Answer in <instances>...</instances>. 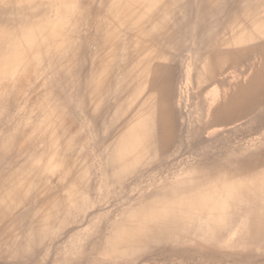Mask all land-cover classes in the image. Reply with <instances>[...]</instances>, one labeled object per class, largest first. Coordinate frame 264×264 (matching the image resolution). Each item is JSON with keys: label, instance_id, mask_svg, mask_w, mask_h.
Listing matches in <instances>:
<instances>
[{"label": "bare ground", "instance_id": "bare-ground-1", "mask_svg": "<svg viewBox=\"0 0 264 264\" xmlns=\"http://www.w3.org/2000/svg\"><path fill=\"white\" fill-rule=\"evenodd\" d=\"M263 37L264 0H0V106L30 81L46 92L0 136V261L34 263L98 196L96 153L113 188L99 202L122 218L96 214L72 264L261 262L264 138L224 141L264 107ZM57 172L61 193L47 184Z\"/></svg>", "mask_w": 264, "mask_h": 264}, {"label": "rangeland", "instance_id": "rangeland-1", "mask_svg": "<svg viewBox=\"0 0 264 264\" xmlns=\"http://www.w3.org/2000/svg\"><path fill=\"white\" fill-rule=\"evenodd\" d=\"M264 40V37H263ZM182 54L180 57H183ZM260 54L252 55L250 59V68L245 72L243 83L248 81L252 74H254L256 68L260 65L261 62ZM185 67H181L179 74V85L178 91H182L183 84L185 82V72L183 71ZM20 76L19 73H15L13 78L16 79ZM43 80L38 79L37 81H30L29 83H25L22 86L17 87L16 93H18L19 98L15 105L8 107L7 105L0 106V112L5 113V116L0 120L2 123L0 125V136L2 137L6 132L5 123L9 122L11 127L8 129L10 133L14 134L17 132L18 127L22 125H26L31 120L29 119V114L37 112L36 102L42 99L45 95V91L43 90L41 83ZM3 96L6 100H10V95L8 93H3ZM21 113V116L17 114ZM25 113V114H24ZM258 117V118H256ZM255 118V119H254ZM55 127L60 128V124L55 118ZM243 124V123H242ZM238 124L235 126L236 129L239 130V133L233 137H230L224 141V146L226 149H242L247 146H253L254 144H258L264 138V107L258 108V113L253 116V120L247 125ZM245 126L248 128L244 129ZM89 142L92 147H94L95 143H97V139L90 137ZM59 143V142H58ZM63 145L64 143L60 141ZM92 148L91 150H93ZM94 160L92 161L93 167H95L96 175H95V184L96 188L99 189L98 196H93L89 199L88 203L76 205L74 206L71 214L68 216L65 221L66 228L63 230L61 227L56 226L48 235L45 236L44 240V249L43 253L36 257L34 263L32 261H20L18 263H9L4 260H1V264H72L78 259V254L80 249H82L83 245H90L92 242H95L96 239L91 237L93 235L92 223L96 221L97 218H94L96 214H101L105 211L111 212L113 216V221L122 218L121 213L116 212L117 204L112 200L110 202H106L105 204H100L99 200L103 198H108L107 194L111 188L107 190L103 184L104 173L101 170V158L94 153ZM63 158L61 155L59 159ZM186 160V157L182 158ZM60 172L51 175V177L47 180V184L50 187L51 191L54 193H61L63 191L64 185L60 180ZM168 175V173H166ZM147 183L144 184L146 186ZM118 189L120 191L121 189ZM128 194L137 196V192L129 191ZM99 223L103 226L105 225V220L100 219ZM98 223V224H99ZM91 234V236L89 235ZM230 251V250H226ZM261 262L255 264H264V258L261 256ZM263 259V261H262ZM141 264H153L149 262H144ZM229 264V263H226ZM240 264V263H239ZM246 264V263H241Z\"/></svg>", "mask_w": 264, "mask_h": 264}]
</instances>
